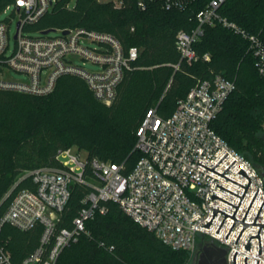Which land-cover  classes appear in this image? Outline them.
<instances>
[{
	"label": "built area",
	"instance_id": "1",
	"mask_svg": "<svg viewBox=\"0 0 264 264\" xmlns=\"http://www.w3.org/2000/svg\"><path fill=\"white\" fill-rule=\"evenodd\" d=\"M57 1L12 0L1 11H12V15L0 21V90L46 96L55 90L61 77L72 75L85 80L99 102L111 105L126 71L138 58V49L126 50L113 35L83 28L26 35L32 31L26 28L51 12ZM194 1L137 0V6L144 11L149 2H159L166 10H183ZM226 1L211 0L197 14L195 29L178 32L176 48L181 60L188 64L197 62L199 56L194 45L203 36L204 26L219 23L248 40L249 50L257 58L259 73L264 76L263 41L220 15L219 9ZM107 2L120 7L125 0ZM15 17L16 30L12 36ZM65 30H69L66 35ZM210 58L209 54L203 56L204 61ZM87 62L99 65L100 70H86ZM10 71L25 75L27 80H13ZM234 89L233 81L215 74L200 80L185 98L179 99L171 116L163 117L157 108L150 109L137 132L135 151L142 156L128 173L125 163L96 158L84 160L80 152L74 153L68 148L57 156L60 167H41L23 174L5 197L13 195L0 217V264H57L62 252L86 231V223L96 213H107L108 202L117 203L136 224L154 233L173 250L194 251L197 238L203 235L226 250L227 264H234L236 253V264H246L247 258L248 264L258 261L264 264V227L260 232L259 255V240L250 238L258 236L261 226H247L238 240L244 224L237 222L227 238L235 220L220 212L214 218L215 208L233 216L245 189L199 165L201 162L213 168L229 154L214 169L223 174L237 161L224 175L246 188L249 180L240 173L244 170L252 184L235 218L243 221L259 189L245 221L253 223L264 203V176L212 128ZM27 178L32 179L35 188L16 191L18 184ZM74 184L87 186L90 191L72 221V228L61 227V216ZM213 194L236 207L212 198ZM209 223V228L204 227ZM256 223L264 224V207ZM6 225L21 232L42 227L38 246L19 262L14 260L8 239L2 235ZM249 240L250 251L245 249Z\"/></svg>",
	"mask_w": 264,
	"mask_h": 264
},
{
	"label": "trees",
	"instance_id": "2",
	"mask_svg": "<svg viewBox=\"0 0 264 264\" xmlns=\"http://www.w3.org/2000/svg\"><path fill=\"white\" fill-rule=\"evenodd\" d=\"M210 1L195 0L183 10H166L159 2H149L142 11L137 0H125L120 7L98 0H58L51 12L26 28L42 32L83 28L111 34L126 50L137 48L138 58L126 71L109 106L94 97L85 80L72 75L61 77L46 96L0 90V217L11 201L13 195L5 197L15 182L37 168L60 167L57 156L62 150L76 147L77 152L85 150L89 159L125 163V172H130L142 156L135 145L147 112L157 108L159 115L171 116L179 99L200 80L215 74L233 81L235 89L212 128L254 165L264 163L259 156L264 149V76L248 40L215 23L204 26L203 36L194 45L197 62L181 60L176 48L178 32L195 29L197 14ZM10 2L0 0V12ZM219 13L264 43V0H227ZM205 54L210 61L203 60ZM34 188L27 178L16 191ZM89 191L84 185L72 186L61 227L72 228ZM106 205L107 213H96L86 223V231L62 252L57 264L188 263L187 251L163 244L117 203ZM2 235L19 262L38 246L42 227L21 232L6 225Z\"/></svg>",
	"mask_w": 264,
	"mask_h": 264
},
{
	"label": "water",
	"instance_id": "3",
	"mask_svg": "<svg viewBox=\"0 0 264 264\" xmlns=\"http://www.w3.org/2000/svg\"><path fill=\"white\" fill-rule=\"evenodd\" d=\"M56 31V29H49V30H45V31H43V34L44 35H46V34H49V33H51V32H55ZM69 33V30H65L64 31V34L66 35V34H68ZM229 154H227L223 159H221L213 168H210V167H208V166H206L205 164H203V163H201L200 162V166H202V167H204V168H206V169H208V170H210V171H212V172H214V173H216V174H218L219 176H221V177H223V178H225V179H227V180H229V181H231V182H233V183H235V184H237L238 186H240V187H242V188H244L245 189V192H244V194H243V197H241V196H239V195H237V194H235V193H233V192H231V191H229V192H231V193H233V194H235V195H237V196H239V197H241L242 199H241V201H240V203H239V206L238 207H236V206H234V205H232V204H230V203H228L227 201H225V200H223V199H221V198H219V197H217L216 195H212V198H218V199H220V200H222V201H224V202H226V203H228V204H230V205H232V206H234V207H236V210H235V212H234V214H233V216H231V215H229V214H227V213H225V212H223V211H221V210H219V209H216L215 208V210H214V218H215V216H216V214H217V212H220V213H222V214H224V215H226V218L227 217H230V218H232L233 220H235V222H234V224H233V226H232V228H231V230H230V232H229V234H228V236H227V238L229 237V235H230V233L232 232V230H233V228H234V226H235V224L237 223V222H240V223H242V224H244V227H243V229H242V231H241V233H240V235H239V237H238V240H239V238H240V236H241V234H242V232L244 231V229L247 227V226H261L260 227V229H259V232H258V236H252L251 238H250V240L252 239V238H257L258 240H259V246H260V252H259V255H261V241H260V232H261V230H262V228L264 227V224H258V223H256V221H257V219H258V217H259V215H260V213H261V211H262V209H263V207H264V203H263V205H262V207H261V209H260V211H259V213H258V215H257V217H256V219L254 220V222L253 223H245V221H246V219H247V216H248V214H249V212H250V210H251V208H252V206H253V204H254V202H255V200H256V197H257V195H258V193H259V189H258V191H257V193H256V195H255V197H254V199H253V201H252V203H251V205H250V207H249V209H248V211H247V213H246V215H245V217H244V219H243V221H240V220H238V219H236L235 217H236V215H237V213H238V211H239V209H240V207H241V205H242V202H243V200H244V198H245V196H246V194H247V192H248V190H249V188H250V186H251V184H252V181L250 180V178L248 177V175L246 174V172L244 171V170H242L240 173L241 174H243L244 176H246L247 178H248V180H249V184H248V186L245 188L244 186H242V185H240L239 183H237V182H235V181H233L232 179H230V178H228V177H226L224 174L237 162V161H235L223 174H221V173H219V172H217L216 170H214L227 156H228ZM219 186V185H218ZM221 187V186H220ZM223 188V187H222ZM225 189V188H224ZM227 190V189H226ZM213 218V219H214ZM226 218H225V220H226ZM225 220L223 221V223H222V225H221V227H220V229L222 228V226H223V224H224V222H225ZM213 221V220H212ZM212 223V222H211ZM211 223H209V224H207V225H205L204 227H210V225H211ZM220 229H219V231H220ZM219 231H218V233H219ZM238 240H237V242H238ZM250 240L248 241V243H247V245H246V247H245V249L246 250H248V251H250L251 250V244H250ZM236 242V243H237ZM237 254V253H236ZM236 254L234 255V264H236V262H235V256H236ZM247 260H248V258L246 259V264H248L247 263ZM260 262L261 261H258V263L257 264H260Z\"/></svg>",
	"mask_w": 264,
	"mask_h": 264
},
{
	"label": "rangeland",
	"instance_id": "4",
	"mask_svg": "<svg viewBox=\"0 0 264 264\" xmlns=\"http://www.w3.org/2000/svg\"><path fill=\"white\" fill-rule=\"evenodd\" d=\"M98 1H99V0H98ZM99 2H101V3H107V0H101V1H99ZM11 15H12V11H7L6 13H5V12H1V13H0V21H5V20H6L7 18H9V16H11ZM16 22H17V17L14 18V22H13L12 27H11V33H12V36L14 35V32H15V30H16ZM26 35H29V36H38L39 33H37L35 30H32V31L27 32ZM51 35H52V34H51ZM12 43H14V42L12 41ZM85 69H86V70H89V71H98V70H100V66L97 65V64L91 63V62H87V63L85 64ZM10 77H11L13 80H16V81H26V80H27V78H26L25 75H23V74H21V73H17V72H15V71H10ZM261 136L264 138V123H263V130H262V132H261ZM73 152H74V153L77 152V148H76V147H74ZM80 153H81L82 158H83L84 160H86L87 157H88L86 151H85V150H81ZM259 156H260V157L263 159V161H264V149H260ZM262 159H261V160H262ZM255 165H256V166L258 167V169L261 171V172H260V171H259V172H260L261 174L264 175V163H262V164H260V165L255 163ZM207 243H214V244H217L216 242L212 241L210 238L205 237V236H203V235H200V236L197 238V242H196L195 250H194V251H190V252L187 253V255H188L189 258H190L187 264H190V262H191V260H192V256H193V254H194L196 251H198L199 248H200L201 246H204V245H206ZM217 245H218V244H217Z\"/></svg>",
	"mask_w": 264,
	"mask_h": 264
},
{
	"label": "flooded vegetation",
	"instance_id": "5",
	"mask_svg": "<svg viewBox=\"0 0 264 264\" xmlns=\"http://www.w3.org/2000/svg\"><path fill=\"white\" fill-rule=\"evenodd\" d=\"M190 264H227L226 250L214 243H207L196 251Z\"/></svg>",
	"mask_w": 264,
	"mask_h": 264
}]
</instances>
